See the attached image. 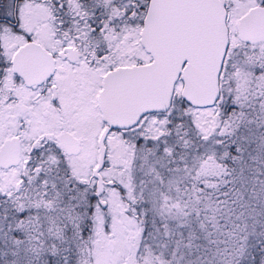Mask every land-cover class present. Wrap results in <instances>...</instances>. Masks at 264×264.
I'll return each instance as SVG.
<instances>
[{
  "label": "snow or ice",
  "instance_id": "1",
  "mask_svg": "<svg viewBox=\"0 0 264 264\" xmlns=\"http://www.w3.org/2000/svg\"><path fill=\"white\" fill-rule=\"evenodd\" d=\"M0 264H264V0H0Z\"/></svg>",
  "mask_w": 264,
  "mask_h": 264
}]
</instances>
